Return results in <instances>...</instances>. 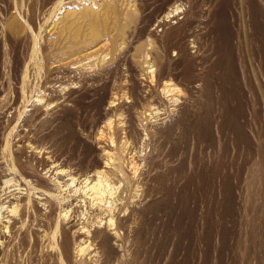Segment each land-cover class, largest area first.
<instances>
[{
	"label": "rangeland",
	"instance_id": "rangeland-1",
	"mask_svg": "<svg viewBox=\"0 0 264 264\" xmlns=\"http://www.w3.org/2000/svg\"><path fill=\"white\" fill-rule=\"evenodd\" d=\"M41 1L9 0L11 11L8 9L7 15L0 16V153L4 157V167L12 160V152L22 136L23 141L26 140L25 143L29 141L31 145L35 144L34 147L41 146L43 149L53 145L54 152L58 154V162L52 167L58 168V176L49 174L50 170L44 169V166L36 165L35 172L32 168L23 169L32 174L37 173L34 175L41 173L40 176H45L44 180L52 187L50 194L56 197L58 204L51 221L44 223L46 228H42L40 224L39 228L36 217L34 221L28 220L23 230L17 232L23 224L22 211L18 210L6 216L4 221L8 220L12 232H3L2 227L6 224H0V243L4 245L0 244V257L5 251L2 262L74 264L78 259L74 250L77 243L84 239L83 235L77 232L81 227L92 232L97 227L95 216L105 214L106 212L101 211L102 206L108 207V203L114 199L116 210H123L120 215L122 218L127 217L132 209L143 210L134 216L137 218L134 224L138 229L136 231H140L139 243L142 246H137L140 250H136L135 253L139 254L135 255V260H132L134 255L127 257L128 262L132 260L131 264H249V232H264V67L261 66L264 59V0H244L246 5L242 11L237 6V0H232L234 6H230L231 0H227V7L217 11L215 8H218L220 0H176L171 4H164V0H146V6H143L142 10L138 7L139 0H118L116 4L113 3V7H107L109 0H52L49 4H42ZM176 3L183 4L184 8L192 9L197 6L200 10L202 21H199L198 28L186 32L185 37L204 39L201 42L200 54L205 58L204 68L207 70L215 61V41L219 35V23L216 18L212 20L211 15L223 11L227 18L235 78L238 82L236 93L232 97L233 89L230 87L224 89L221 97L219 92L208 91L207 96L212 97L206 102V93L190 94L183 82L176 78L169 81L174 95L190 103L187 114L189 131L192 130V124L203 121L202 128L207 135H201L197 141V134L188 132L173 145L166 144L161 156L153 160L156 172L165 174L164 180L159 179V184L152 183L153 188L150 183L146 186L140 181V175L151 158L152 146L145 140L140 147L142 142H139L136 147L138 149L134 148L133 151L138 169L137 182L126 190L124 184H117V187L114 186L115 193L110 197L107 195V200L89 206L88 195L72 193V190L76 189V183L79 185L83 179L81 174H93L89 170L92 160L84 161L80 155L88 147L82 138H89L88 141L94 145L99 137L105 140L106 135L101 128L107 119H98L97 111L92 108V103L103 91H90V96L84 97L85 100L79 103L81 106L75 105L74 102L83 92L78 81L85 75L99 72L102 74L98 82L100 84L92 85L103 87L107 84L108 96L119 92V95L123 93L126 100L130 94L127 90L129 87L126 83L125 66L121 63L110 78L105 75V67L112 59L121 60L130 45H144L141 50L144 52L152 49L149 47L152 39H156L158 43L163 42L165 33L176 27L175 23L182 21L180 15L167 20L168 23L166 20L159 22ZM159 9L163 10L164 14H156V18L152 20ZM7 20L14 22L15 26L11 31L6 29ZM199 28H203L202 37L198 36ZM179 34L180 37L183 35L181 28ZM171 55L172 53H169L168 58L173 60ZM148 62L157 69L151 54ZM65 67L75 69V75L62 74L63 70H66ZM173 74L178 75L179 72L174 71ZM136 78L140 81L148 79L143 62L137 69ZM69 82L76 83V88L71 89ZM160 90L161 86L154 89L153 93L162 95ZM56 96L60 99L58 102H62L58 103V116L61 105L69 107L70 113L73 111L71 114L66 113L68 115L65 125L60 117L58 124L53 123L41 129L27 122L26 119L33 111L32 105L38 103L36 108L41 107L42 102H38L40 97L44 102L51 100L48 114L56 110ZM217 97L223 101V110L218 109L215 104ZM229 97L232 98L228 99L225 106V100ZM69 98L72 101L68 100ZM120 101L121 105L122 99ZM172 109L170 106L171 117L176 114V109ZM154 113L153 111L147 128L166 120V116H160L163 112ZM121 116L124 117L125 112L120 109L109 116L112 119V127L116 128V121L118 118L122 119ZM67 118L72 120L67 121ZM219 125L222 127L221 131L218 129ZM224 125L229 127L225 128ZM233 128L240 131L244 142L235 137ZM189 136L193 138L190 139ZM173 149L176 152L178 149L185 150L178 158L172 160L168 155ZM26 151L29 153V149ZM67 175L78 182L75 181L74 186L61 185L63 187L60 189L57 185L68 181L70 178ZM46 195L49 197V194ZM150 197L151 199H148ZM35 198L36 196L34 202L37 203L41 199ZM68 203L71 204L70 208L65 205ZM152 203L157 204V209L153 212L147 211L146 207ZM40 205L42 212L48 210L44 201H41ZM63 212L66 213L65 219ZM65 237L69 242L67 249L70 254L68 253V259L65 257L68 261L62 258L59 250L60 245L63 248ZM31 238L33 241H30ZM88 242L91 243L90 240ZM32 243L36 245L33 246ZM6 247H11V251ZM46 258L48 261L43 260ZM93 259L95 257H92Z\"/></svg>",
	"mask_w": 264,
	"mask_h": 264
},
{
	"label": "bare ground",
	"instance_id": "bare-ground-1",
	"mask_svg": "<svg viewBox=\"0 0 264 264\" xmlns=\"http://www.w3.org/2000/svg\"><path fill=\"white\" fill-rule=\"evenodd\" d=\"M51 1L52 0H42L41 3L43 2V3L49 4ZM117 1L118 0H109V2H107V7L109 6L113 7V3L116 4ZM139 1L140 3H138V7L139 9L142 10L144 8L143 6H146L145 5L146 0H139ZM164 1H165L164 4H171V3H175L176 0H164ZM10 4L11 3L9 2V0H0V16L7 15L6 13L8 12V9L10 10L11 8ZM233 4L234 3H232V0H231L230 6ZM227 5H228L227 0H220L218 8L217 9L215 8V10L217 11L218 9H223L227 7ZM245 5L246 4L244 0H237V6L239 7V10L242 11ZM41 10L43 11V9ZM156 14L161 15V14H164V12L161 9L157 10V12L154 14V17H152V20L156 18L155 17ZM180 15L182 16V18H180V20L182 21L175 23L176 27L171 28L169 31L165 33L163 42L158 43L156 39H152L151 44L149 46V47H152V49L148 51L144 50V52H141L144 45L143 46L142 45L133 46V45H130L131 44L130 42L128 44V46L129 45L130 46L124 52L122 59L119 61H116V59H112L109 65L105 67L106 70L103 69L105 71V75H107L110 78L111 74L119 67L121 63L125 66V70L127 73L126 83L128 84V87H129L127 88V90L130 94V96L126 98V100L124 99L123 93L122 95H119L118 94L119 92L117 93L116 91H115L116 93H113L114 91L110 90L113 94L111 95L109 94L108 96L107 89L109 90V88L107 84H104V85L102 84L103 87H97V86L94 87L95 84L92 85L93 83L100 82L101 73L99 74V72L97 74H95L96 73L95 72L93 75H91L92 73L90 75H85L83 79L78 81L80 83V86L83 92L80 93L79 99L74 102L75 105H78L79 103H81L84 97L86 98V96H90L89 94L91 92L96 93V91L98 92L103 91L104 93L101 92L103 95L101 94L100 97L96 99L94 103H92L93 104L92 108L97 111V116L99 117L98 119L100 118L107 119L106 123L104 122V126H102L101 128L105 132V135H106L105 140L99 137L95 140L94 142L95 145H94L88 141L89 138L81 137L83 139L82 141L84 142V144L86 143L88 144V147H86V149L80 155L84 161L88 159L92 160L91 165L89 166V170L90 172H93V174L92 175H90L89 173L81 174L80 177L83 176L82 177L83 179L82 181L79 182V185L78 183H76L75 185L76 189L72 190L73 191L72 193L79 192V193H82L84 196L88 195L89 206H92V205L94 206L97 203H102L104 200H107L106 199L107 195H109L110 197L115 193L113 192L115 191L114 186H116L117 184L118 185L124 184L125 190H126L128 186L130 187L131 184L133 183L135 184L137 182L136 179L139 178L138 169H137V165L135 162V157H134L135 154H133V151L135 150L134 148L137 147L139 142H142L140 144V147L141 145L143 146V143L145 140H147V142H150L151 143L150 145L152 146V149L150 148L152 150L150 154L151 158L149 159L144 171L140 175V181L143 183V185L146 184V186L149 185L147 183H150L151 188H153L152 185L154 184L152 183L157 184L158 183L157 181L159 179H163L165 176V174L163 173L156 172L155 170L156 166L153 160L161 156L162 149L166 146V144L173 145L177 139H180V137L184 133L187 134L188 132H194L195 134H197L196 135L197 141L199 140V137L201 135L202 136L207 135V132L205 133L204 129L202 128L203 121L192 124L193 125L191 126L192 130L189 131L188 125H187V114L189 111L190 103L187 102L185 99L181 100V98L174 95L173 90H171L170 84H168L169 81L173 80V78H176L179 81L183 82V86L188 90L190 94H193L194 92L195 93L203 92V94L206 93L204 97L206 102H209L210 97H212V95L207 96L208 91H211L212 93L219 92V97H221L224 89L230 87L231 89H233L231 91V96L233 97L236 93V87L238 86V82L235 78L233 51H232V48L230 47V34H229L228 26H227V18L225 14L223 13V11L219 13H215V14L213 13L211 15V19L213 20L216 18V20L219 23V35L215 41V48H214L215 61L213 65L209 68V70L204 68L205 58L200 54L201 42L204 39L185 37L186 32L192 29L198 28L197 26H198L199 21L200 22L202 21L201 13L197 6H194L191 9L189 7L184 8L183 4L176 3L171 7V9L167 13H165L162 16L159 22L163 20H166L167 22V20L173 19L174 17L177 18ZM10 21L11 20H9L8 22L7 20V22L5 23V26L8 27L6 29L8 30L10 29L12 30L15 26L13 24L14 22L13 21L10 22ZM163 24L164 23H162V25ZM180 28L182 29V33H183L181 37L179 34ZM213 30H214V27L212 28V31ZM198 33H199L198 36L202 37L203 28H199ZM146 46L148 47V45ZM154 48L156 50L153 51ZM169 53H172L170 58L171 59L173 58V60H170L168 58ZM150 54L155 64H157V69H155L154 66L148 62ZM142 62H143V66H145L147 70L148 79L140 81L139 79L136 78V73H137V69L141 67ZM263 64H264V59H263ZM263 64L261 66L264 67ZM65 68L66 70H63L62 74H66V75L74 74L73 70L75 69H69V68L67 69V67ZM174 71L179 72V74L178 75L173 74ZM216 71L218 72L216 73ZM109 78L106 77V79H109ZM0 80H1V70H0ZM87 83H89V85ZM76 85H77L76 83L71 82L70 88L74 89L76 88ZM160 86H161L160 92L162 93V95L154 94L153 90L156 88H159ZM1 87H2V82H0V90H1ZM119 91L121 92V90ZM62 92L63 91H61V93ZM219 97L216 98L215 104L217 105L218 109L223 110L224 104H223V101H221V98ZM232 97H229L225 100V106L227 105L228 99ZM70 98L68 100H71ZM41 99L42 97H40L38 101L40 103L42 102L40 108L38 106L36 108V105L38 103L32 105L33 111L31 110L32 114L26 119L27 122L32 123L36 125L37 128L41 129L53 123L58 124V117H60V120H62L65 125L66 115H68L66 113L70 111L69 107L67 108L63 104L66 107L65 108L64 106L62 105L60 106L59 104L60 106L59 110L61 109L60 111L61 113L59 112V116H58V103L60 102L62 104V102L61 101L58 102V100L60 99L58 98V96H56L55 97L56 105L54 104L56 106V110L54 109V111H51L50 114H48L51 104H52L51 100H46L47 99L46 98L45 99L46 101L44 102ZM121 99H122V103L120 105ZM64 101L65 100H63V103ZM118 106L121 111L125 112V116L124 117L121 116L122 119L118 118V120L116 121L117 124L115 128L114 126L113 127L111 126L112 119H110L109 116L113 114L114 112L116 113V111L119 110L117 108ZM170 106L173 107V109H176V114L173 117L170 116V114L172 113L171 110L169 111ZM153 111L155 113L163 112L160 116H166L165 117L166 120H162L161 123H157L154 126L147 128V123L149 119H151L150 117H153ZM72 112L73 111H71V113ZM60 114L62 115L60 116ZM70 118H67V121ZM229 126H231V122L229 123ZM229 126L224 125L225 128ZM218 129H220L221 131L222 127L219 125ZM31 132L33 131L31 130ZM233 132L235 133L234 134L235 137H237V139L240 142L245 141L238 129L233 128ZM99 136H101V134ZM189 137L190 139L193 138V136H189ZM22 138L18 139L17 144L15 145V149L12 152V155H13V157L11 158L12 160L6 163L7 166L5 164L3 167L4 157H2L1 156L2 154L0 153V224L2 223L6 224L5 226L2 227L3 232H10V233L12 232L10 229V226H8L9 225L8 220L7 221H4V220L7 218L6 216H8V214H11L12 212H16L18 210L22 211L21 219H22L23 224H22V227L18 229L17 232H21L23 230V227L27 225L28 220L34 221L36 217H38L37 218L38 221L36 220L38 222L37 224L38 225L40 224L42 228L43 227L46 228L44 223L51 221L53 214L55 212V209L57 207V204H58L57 203L58 200L56 199V197H54L52 193L50 194V190H52V187L44 180L45 176L44 177L40 176L41 173L39 175H34V174H37V173H34L36 171L35 166L39 165V167L44 166L43 167L44 169L45 168L49 169L50 170L49 174L53 176H58V173H59L58 168L55 167L53 169L52 167V165L56 161L58 162V154L54 152V149L52 148L53 145L47 146V148L43 147V149L40 146L41 148L40 149L38 147H34L35 145L34 143H33L34 145H31L29 141L25 143L26 140L23 141ZM31 138H33V136ZM25 139L29 140L28 137H26ZM80 140L81 139L79 138V141ZM41 141L39 143L40 145H41ZM43 144H44V141L42 145ZM27 149H29V153L26 151ZM184 150L185 149H181V150L178 149V151L176 152L173 149L170 155L168 156H170V158L174 160L178 158L183 153ZM63 157H64V154H63ZM5 167L7 169H5ZM23 168L24 169L28 168V170L32 168V170L34 171L33 172L34 174H32V172L31 173L28 172L27 169H26L27 171H25ZM170 171L168 172L171 173ZM67 177L70 178L68 181L63 182L62 184L58 183L57 186H59L60 189L63 186H72V185L74 186L75 181L78 182V180L73 178L72 176L67 175ZM148 188L151 189L150 187ZM146 191H147V188H146ZM146 191H145V196H147V192H148ZM46 194H49V197ZM34 196H36L35 198L36 200L38 198H41L39 200L40 202L39 201L38 203L36 201L34 202ZM148 199H151V197ZM145 200H147V198H145ZM41 201H44L45 204H47L46 206L48 210L46 209L47 210L46 212H42V208H41L42 205H40ZM111 201H112L111 203H108V207L104 208V205L102 206L103 210L101 211L106 212L105 214L95 216V218H97V221L95 222L97 227L92 232H90L85 227H81L79 231L77 232L78 234H82L84 239H81L77 243V248L75 247L76 248L75 250L73 249L76 256L78 257V259L76 260L74 264H131L133 263L131 261L136 259L135 255L139 254L135 252L136 250H140L139 248L137 249V246H139L140 244L139 243L140 231L139 233L136 231L138 229H136V225L134 223L136 221L135 219L137 218H135L134 216L138 215V212L141 211L142 208L140 210H138V208L132 209L127 217L122 218L120 217V215L122 213L121 211L123 210L122 209L116 210V204H114L115 200L112 199ZM65 205L67 208L71 207L70 203L65 204ZM146 208H147L146 209L147 211L153 212L154 210L157 209V204L152 203L148 205ZM63 216L65 219L66 213L63 214ZM122 216L124 217V215ZM40 225H39V228H40ZM39 237H41V235ZM85 237H87L88 239L86 238L85 240ZM89 240L91 241V243L88 242ZM1 241L2 240H0V242ZM30 241H33L32 238L30 239ZM4 242L5 241H3V243ZM34 243H35V240H34ZM34 243H32L33 246L36 245ZM92 243L94 244L92 245ZM0 244L3 245L2 243ZM62 244H63V248L61 247V245L59 247L57 244V246L59 247L60 253L63 256L62 258H64L65 260V257L67 258L68 255L70 254L68 252L69 250L67 249L69 247V242L66 237L63 238ZM140 246L142 245L140 244ZM8 247L6 248L8 249ZM11 247L9 249H11ZM58 247H57V250H58ZM142 250L143 249H141V251ZM3 254H5V251ZM3 254L0 257V264L4 258ZM133 255H134L133 259L131 261H130L131 258L129 259L131 263L128 262L127 257L129 256L132 257ZM92 257L93 258L95 257V259L92 260ZM137 257L140 258V256L138 255ZM248 258H249V264H264V232H249ZM43 260L46 261L47 258Z\"/></svg>",
	"mask_w": 264,
	"mask_h": 264
}]
</instances>
